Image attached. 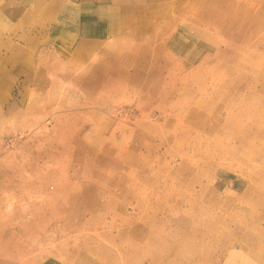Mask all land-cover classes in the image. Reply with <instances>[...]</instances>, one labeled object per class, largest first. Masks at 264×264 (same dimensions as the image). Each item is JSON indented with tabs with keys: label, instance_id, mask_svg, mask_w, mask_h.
Segmentation results:
<instances>
[{
	"label": "rangeland",
	"instance_id": "rangeland-1",
	"mask_svg": "<svg viewBox=\"0 0 264 264\" xmlns=\"http://www.w3.org/2000/svg\"><path fill=\"white\" fill-rule=\"evenodd\" d=\"M0 264H264V0H0Z\"/></svg>",
	"mask_w": 264,
	"mask_h": 264
},
{
	"label": "bare ground",
	"instance_id": "bare-ground-1",
	"mask_svg": "<svg viewBox=\"0 0 264 264\" xmlns=\"http://www.w3.org/2000/svg\"><path fill=\"white\" fill-rule=\"evenodd\" d=\"M227 25V24H226ZM226 27H228V26H226ZM231 27V29L233 28V26H230Z\"/></svg>",
	"mask_w": 264,
	"mask_h": 264
},
{
	"label": "crops",
	"instance_id": "crops-1",
	"mask_svg": "<svg viewBox=\"0 0 264 264\" xmlns=\"http://www.w3.org/2000/svg\"><path fill=\"white\" fill-rule=\"evenodd\" d=\"M141 27V26H140Z\"/></svg>",
	"mask_w": 264,
	"mask_h": 264
}]
</instances>
